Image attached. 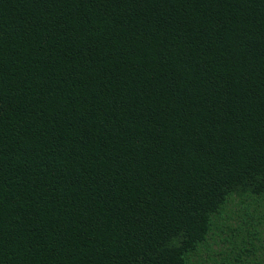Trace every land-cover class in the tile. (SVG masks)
Segmentation results:
<instances>
[{
	"label": "trees",
	"instance_id": "16d2710c",
	"mask_svg": "<svg viewBox=\"0 0 264 264\" xmlns=\"http://www.w3.org/2000/svg\"><path fill=\"white\" fill-rule=\"evenodd\" d=\"M0 264H264V0H0Z\"/></svg>",
	"mask_w": 264,
	"mask_h": 264
}]
</instances>
